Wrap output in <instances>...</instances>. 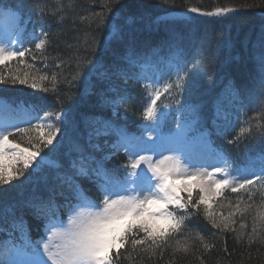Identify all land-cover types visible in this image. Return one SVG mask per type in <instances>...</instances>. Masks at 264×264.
<instances>
[{
  "label": "snow or ice",
  "instance_id": "6c2138e0",
  "mask_svg": "<svg viewBox=\"0 0 264 264\" xmlns=\"http://www.w3.org/2000/svg\"><path fill=\"white\" fill-rule=\"evenodd\" d=\"M121 2L103 0L105 11L91 13L90 26L95 22L98 29H103L106 23L112 27L107 21L108 14L113 13V8ZM163 2L174 4L175 0ZM259 3L264 7V0ZM47 7L30 5L25 0H0V98L8 85H25L34 90L33 95L53 94L61 102L60 111L45 112L43 116L39 115L44 106L43 97L26 106L0 104V206L7 207L12 218L7 238L0 240V264H121L122 258L132 259L134 252L154 257L157 252L163 255L170 247L173 252L187 253L192 240L189 225L201 214L212 229L220 233L234 232L237 241L246 238L249 245L257 242L264 246V212H258L253 218L251 232L245 233L243 223L239 225L241 231H237L236 217L250 213L252 205L244 202L242 207L237 201L234 210L227 214L218 210L225 207L221 201L227 190L248 193L251 200L257 184L264 189V149L256 157L249 158L248 166L237 168L222 151L213 147L207 129L201 131L198 127L202 126L198 104H181L177 100L179 107L173 111L181 112L182 118L172 129L167 127L170 115L167 109L171 105L159 103L164 94L191 96L201 71H207L215 59L213 50L201 44L190 65L186 51L177 43L182 37L173 34L170 47L175 48L174 54L165 62L159 75H143L136 70L141 60L135 38L128 31L136 18L129 15L127 23L118 21L120 26L115 29V35L124 44L122 55L113 51L112 62H105L112 41H101L98 36L85 34L83 41L68 46L75 48L70 56L62 59L57 54L53 58L55 69L74 62L76 71L71 78L61 79L60 71H53L49 76V57L44 53L51 41L49 32L43 29L52 27L53 23L62 24L64 16H58V13L61 9L71 8L72 4L65 5L63 0H57L55 10L47 12ZM242 7L254 8L256 5ZM238 14L232 7H216L211 11L189 7L172 23L190 25L196 16L223 21ZM115 16L113 13V19ZM33 17L40 25L39 34L35 27L29 32L28 25ZM201 39L206 41L207 38ZM32 43L34 48L26 46ZM252 47V59L259 72V91L253 95L264 96V29ZM82 51L84 55H81ZM38 61L42 62L41 68H37ZM169 74H174L175 80L159 87L161 79ZM133 76L137 83L152 81L151 85L144 86L151 91L142 113L145 123L138 126V134L130 132L116 119L119 106L130 101V95L116 82L121 77L130 80ZM62 84L68 87L63 97L59 93ZM77 84L82 89L81 98L96 94L100 108L112 109V118L93 115L81 116L78 120L75 114L70 115L63 103L72 98V89ZM226 92L233 99L243 95L232 84ZM222 115L223 127L227 129L228 113L218 100L216 118ZM52 119L64 126V134L57 124L51 123ZM255 119H264V114ZM32 120L49 123L32 125ZM213 123L217 134H222L221 125L215 120ZM247 123L248 127L241 128L235 139L245 133L252 135L254 130L264 135V125L258 122L253 125L251 120ZM21 124L31 126L21 127ZM69 129L71 135L67 136ZM33 132L36 135L30 134ZM58 135L60 139H57ZM10 137H19V140ZM45 148L62 154L63 163L55 164V172L51 174L42 172V164L47 163L41 155ZM121 150L128 157L123 172L107 167L106 163ZM257 160L259 169L254 167ZM256 171L260 175H256ZM22 177L31 185L29 194L11 205L6 204L2 186H13V182L21 181ZM85 183L95 185L101 192L100 202L90 197ZM28 215L42 223L45 236L37 240L31 238L30 231L26 230ZM199 239L204 238L199 236ZM204 247L207 249L212 245L205 244Z\"/></svg>",
  "mask_w": 264,
  "mask_h": 264
},
{
  "label": "trees",
  "instance_id": "16d2710c",
  "mask_svg": "<svg viewBox=\"0 0 264 264\" xmlns=\"http://www.w3.org/2000/svg\"><path fill=\"white\" fill-rule=\"evenodd\" d=\"M31 4L47 5L45 9L51 12L57 7V0H25ZM71 2V8L61 9L59 15L64 16V22L60 25L53 23L52 27H45L43 31L50 34V46L46 47L45 55L48 60V75L51 76L53 71L62 73L61 79L65 77L71 78L75 73L74 62L64 66L62 69H55L53 58L60 55L62 59L67 58L75 51V48H69V45H75L77 41H83L85 34H91L100 37L101 41L109 39L112 41L111 51L105 56V62L111 63L114 59L112 52L117 54L124 53V44L120 42L118 36L115 35V29L120 24L127 23V16H134L135 22L128 28L132 36L135 38V44L141 63L137 66V71L143 75L148 74L150 65L164 64L174 54L175 48L170 47V36L177 34L182 37L179 40L181 50L186 51V58L191 65L195 58L197 49L201 44L210 47L215 57L214 61L209 65L207 71H201L196 80L195 88L191 96L184 94L181 96H172L164 94L161 105H171L167 111L171 114L178 111L173 109L179 107L177 100L181 104H198L200 106V116L202 118V126L200 130L209 128L216 147L224 150L228 156L238 166L249 164L250 157H256L264 149V135L253 131L252 135L245 133L235 139L241 128L248 127V121L255 125L257 122L264 125V119L257 121L256 117L264 114V96H254V92L259 91L258 77L259 72L256 63L252 59L253 44L257 41L262 29H264V7L260 6L259 0H175L174 4H165L163 0H122L113 8L116 14L113 19V13H109L107 21L103 29H98L95 22L91 23L93 12L105 11L103 0H63L67 5ZM245 4H255L254 8H243ZM189 7H200L202 11H211L216 7H232L238 10L240 14L230 17L228 20H217L215 18H207L196 16L195 20L190 24L172 23L179 19L180 15L172 16L175 13L186 11ZM195 16V14H192ZM84 17L85 19H81ZM159 17V20L157 19ZM58 18V17H56ZM56 18H53L54 20ZM35 27V32L39 34L41 28L36 18L33 17L29 23V32ZM206 37V41L201 39ZM27 47L34 48V43L27 44ZM90 55V53H88ZM81 55H84L83 51ZM31 62V61H29ZM42 67V62H37V68ZM174 74H169L160 81L159 87H163L165 83H172L175 80ZM130 95V101L126 105H121L118 109L116 117L119 124L124 125L128 130L136 127L142 121V113L147 103L146 92L141 89V85L136 82L135 76L126 80L121 77L117 82ZM232 84L235 89L243 93L242 96L234 99L236 101V121L233 127H228L223 134L215 132L213 121L215 120L216 103L221 99L224 92ZM45 86L51 87L50 84ZM8 90L4 93L0 101L9 103L12 107L35 101L43 97L44 106L39 112L43 116L45 112L56 113L60 111L61 102L57 101L55 95L39 93L33 95L34 90L25 85H8ZM80 85L77 84L72 89V98L63 103L65 109L70 110V115L75 114L76 119L81 116L103 115L105 118H112V109L110 107L100 108L98 105V97L96 94H89L85 98H81ZM68 92L67 84H62L59 89L61 97ZM118 97V94H117ZM111 99V96L109 97ZM243 101V103H241ZM169 115V116H170ZM182 116V115H181ZM47 124L49 121L32 120L31 124L36 123ZM51 123L57 124L61 128V134L65 133L63 125L59 124L55 119ZM169 123V120H168ZM21 127H30L24 124ZM47 131V128L44 129ZM36 135L35 132L30 133ZM71 135V130H67V136ZM61 136L58 135L57 139ZM17 139L19 137H10ZM232 141V143H229ZM67 144V138H65ZM25 147L28 145L25 143ZM47 163L42 164L43 174H51L55 172L54 165L63 163L61 151L49 152L45 148L42 153ZM127 158L123 153L112 155L106 162L107 167L117 168L123 172ZM257 160L255 163H258ZM27 175V174H26ZM5 193L4 201L11 205L16 201L27 197L31 185L21 178V181H14L13 186L4 185ZM85 187L89 191L91 198L100 202L102 199L101 192L97 187L90 183H85ZM19 193V194H18ZM225 198L221 201L225 205L224 208H218L227 214L228 211L234 210L237 201L252 205L250 213L243 216L237 214L235 225L237 231H241L239 225L245 224V233L251 232L253 226V218L258 212H264V191L260 189L253 190L252 199L249 200L248 193H232L227 190L224 194ZM231 204L233 207H227ZM65 215L63 218L65 219ZM11 214L7 207L0 206V240L7 238V232L11 228ZM26 230L30 231L33 240L41 238L45 235L43 225L40 221L34 219L31 215L27 216ZM192 235L190 241L191 247L187 253L173 252L172 248H166L161 255L152 257L146 253H133L132 259L122 258L121 264H264V246L254 242L249 245L245 240L237 241L236 233L227 232L220 233L218 230L212 229L211 225L203 219L202 214L193 219L189 225ZM215 233V235H213ZM203 236V240L199 239ZM182 239V237H178ZM174 243V242H173ZM209 244L212 247L205 249L204 245ZM225 247L227 251H225Z\"/></svg>",
  "mask_w": 264,
  "mask_h": 264
},
{
  "label": "rangeland",
  "instance_id": "374dc122",
  "mask_svg": "<svg viewBox=\"0 0 264 264\" xmlns=\"http://www.w3.org/2000/svg\"><path fill=\"white\" fill-rule=\"evenodd\" d=\"M220 101H221V103H222V108L224 109V110H226L227 111V113H228V120H229V126H233L234 125V120H235V114H234V109H235V104H234V99L233 98H231L229 95H228V93L226 92L225 94H224V96L220 99ZM123 105V104H122ZM121 106V105H120ZM120 106H119V108H120ZM118 108V109H119ZM143 123H145V121L144 122H142V123H140L139 125H141V124H143ZM217 123H225V120H224V118H223V115L219 118V119H217V121H216V124ZM138 125V126H139ZM137 130H138V128H137ZM139 131V130H138ZM138 131L136 132L137 134H138ZM145 136H147V133H145ZM5 163H7V161H5ZM254 167L256 168V169H259V167H260V164H258V165H254ZM234 175L236 174V173H233ZM256 175H260V172L259 171H256V173H255ZM247 178H249V179H251L252 178V176H248ZM255 188H258V189H260V190H262V191H264V189H262L261 187H260V185L259 184H257L255 187H254V189ZM37 240V239H36Z\"/></svg>",
  "mask_w": 264,
  "mask_h": 264
}]
</instances>
